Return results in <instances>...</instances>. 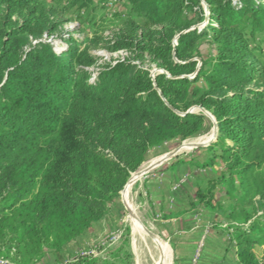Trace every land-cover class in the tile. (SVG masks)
<instances>
[{"label":"trees","instance_id":"obj_1","mask_svg":"<svg viewBox=\"0 0 264 264\" xmlns=\"http://www.w3.org/2000/svg\"><path fill=\"white\" fill-rule=\"evenodd\" d=\"M203 2L206 10L200 0H131L134 17L118 33L69 36L56 52L45 36L61 29L57 9L0 0V259L32 264L59 251L103 216L151 148L198 133L188 85L204 79L196 103L215 119L208 147L226 164L211 187L234 200L240 264H264L253 237L264 232V62L254 65L242 32L264 35V0ZM186 10L207 17L202 33ZM201 34L216 56L196 70L189 53ZM94 49L133 56L100 63ZM142 53L165 72L151 77L134 62ZM66 264L98 263L81 254Z\"/></svg>","mask_w":264,"mask_h":264},{"label":"rangeland","instance_id":"obj_2","mask_svg":"<svg viewBox=\"0 0 264 264\" xmlns=\"http://www.w3.org/2000/svg\"><path fill=\"white\" fill-rule=\"evenodd\" d=\"M42 1L45 5L57 9L60 18L63 20L61 29L57 33L52 36H45L46 41L52 45L56 52H60L66 48L67 44H65V39L69 36L79 40L85 38L91 39L97 35L110 37L112 34L118 33L126 25V22L134 17L131 0ZM200 3L202 8L206 10V5L203 0H200ZM186 13L188 18L193 22L191 28L197 29L202 33L207 23V17H198V15L190 10H186ZM136 21L140 20L136 19ZM242 32L251 49L254 65L263 63L264 35L257 30L254 32L251 31L247 25L242 28ZM81 47H83V45H81ZM92 52L101 57L99 60L100 63L112 62L117 58L122 59L127 56H133V54L125 49L114 52L105 49H94ZM189 56L196 62L195 69L198 70L202 60L208 63L215 58L216 45L210 41L208 35L201 34L194 40ZM134 62L142 68L147 69L151 77L165 72L149 53L138 54ZM205 67L207 68L208 65L206 64ZM91 70L96 71V69ZM194 74L195 73H190L187 77L192 79ZM206 87L207 84L204 79H199L188 85L190 92L189 100L192 101L193 104L187 111L201 115L202 124L199 132L185 139H168L151 148L147 154L146 160L142 164L163 155H167V160L165 159L166 161L164 160V162L156 168L139 176L134 182L130 194L132 207L134 206L132 211L137 216L139 223L145 231L155 234L167 243L171 249V253L173 248L170 241L159 234V227L157 226V222H160V216H165L170 213L169 210L165 211V209H163L162 205L164 204L165 198H161L160 195L158 196L159 191L157 186L158 183L163 181H169L170 183L174 182V178L171 174H168L170 177L165 174V171L169 170L170 167L191 162L196 166L193 174L190 168H186L180 172V177L178 179H188V184H182V187L181 185H175L179 187L178 193L182 192V195H176V197H178L177 199L184 201V203L178 205L177 208L184 210L183 214H185L187 210H189V212H194L192 215L186 214L184 216L183 226L176 231L179 237L196 229H200L204 233L207 231H222L232 242L235 227H240V225L236 224V222L229 217L234 205V200H228L224 195L226 187L221 184L211 187V182H216L220 178L221 173L226 168V164L219 156V148L208 147L217 141L218 133L216 131L217 129H215V119L209 111L196 103L197 98L204 92ZM211 134H214L213 137H215L210 143L198 145L196 147L192 146V148L188 150L183 149L185 143L200 137H207ZM210 162L213 165H211ZM139 169L132 173H137ZM188 175H192L193 178H189ZM153 182L156 183L155 185L157 188L154 189V191H152L153 194L150 195L147 184L149 185ZM124 187L114 195L105 206L102 216L105 218L102 221L106 225L105 231L96 234V240H93L94 242L88 247L89 250L83 254L90 255L97 260L98 264H106V262L113 264H155L158 253L152 238L150 236L133 233L132 222L130 220L132 211L130 210L131 208L126 205V201L123 200L121 194ZM237 195H240L239 190H237ZM187 196L189 198L193 197V200L190 201L189 198L187 199ZM172 197L173 195H169L166 200L169 204H172L173 199V205L175 206V201L177 199ZM253 237L258 238L259 241V243L254 246V252L258 256L264 249V232L258 236L253 235Z\"/></svg>","mask_w":264,"mask_h":264},{"label":"crops","instance_id":"obj_3","mask_svg":"<svg viewBox=\"0 0 264 264\" xmlns=\"http://www.w3.org/2000/svg\"><path fill=\"white\" fill-rule=\"evenodd\" d=\"M159 165L160 164H158V166ZM156 167L157 166L153 168ZM153 168H151V170ZM186 168H190L193 174L196 166L191 162L170 167L169 170L165 171V174H171L174 178V182L170 183L169 181H163L157 185L159 191L158 196L160 195L161 198H165L164 204L162 205L163 209H165V211H170L168 215L160 216V222H157V226L159 227V234L170 241L173 248L171 253V264H240L236 254L235 242H233V240L231 242L222 231H207L204 233L202 230L196 229L180 237L176 234L178 228L183 226L184 216L194 213L187 210L186 213L183 214L184 210L177 208V206L184 203V201L177 199L178 197H176V195H182V192L178 193L179 187L175 185H181L182 187V184H188V179H178L180 177V172ZM188 177L193 178L192 175H188ZM155 184V182L149 185L147 184L150 195H152V191L157 188ZM169 195H173V197L178 200V203L177 200L175 201V206L173 205V197L171 198L172 204L167 202L166 199ZM188 198L187 196V199ZM189 199L192 201L193 197ZM104 219V217H101L99 220L92 222L79 236L71 239L63 245L59 251L45 249L43 255L32 264H66L71 262L76 256L89 250L88 247L96 240V234L105 231L106 225L102 222ZM261 252L262 253L258 254V256L259 258H264V249ZM1 259H3L4 262L0 264H21L12 258Z\"/></svg>","mask_w":264,"mask_h":264},{"label":"bare ground","instance_id":"obj_4","mask_svg":"<svg viewBox=\"0 0 264 264\" xmlns=\"http://www.w3.org/2000/svg\"><path fill=\"white\" fill-rule=\"evenodd\" d=\"M213 135L214 134H211L207 137L204 136V137H200L197 139H193L190 142L185 143L183 146L184 147L183 149L188 150V149H191L192 146H195V145H198L201 143H209L210 141H213V139L215 137V136L213 137ZM166 157H167V155H163V156H159V157H156L154 159H151L149 162L142 164L140 166L141 168L140 167H139L140 169L138 168L139 171L137 173L131 174V177L129 178L128 182L126 183V185H125V187L121 193L123 200L126 201L125 203L128 207L131 208L130 209L131 211H132V209H134L133 208L134 206L132 207V203H131L132 200L130 199V194L132 192L131 190H132V187L134 185V182L138 179L139 176H141L145 172H148L149 170H151V168L158 166V164H161L162 162H164L162 160ZM130 217H131L130 220L132 222V230H133L134 234L135 233H141L143 235L150 236L152 238V241L154 242L155 248L157 249V253H158L155 264H171V249L168 246V244L165 243L163 240H161L155 234H152V233L150 234V233H148L149 231L148 232L145 231L144 228L142 227V225L139 223L137 216L134 214L133 211L131 212Z\"/></svg>","mask_w":264,"mask_h":264},{"label":"water","instance_id":"obj_5","mask_svg":"<svg viewBox=\"0 0 264 264\" xmlns=\"http://www.w3.org/2000/svg\"><path fill=\"white\" fill-rule=\"evenodd\" d=\"M215 129H217L216 125H215ZM216 131H217V130H216ZM215 135H216V134H215ZM210 142H211V141H210ZM210 142H209V143H210ZM206 144H208V143L198 144V145H206ZM198 145H195V147L198 146ZM193 147H194V146H193ZM164 159H167V158H164ZM164 159H163L162 161H164Z\"/></svg>","mask_w":264,"mask_h":264},{"label":"built area","instance_id":"obj_6","mask_svg":"<svg viewBox=\"0 0 264 264\" xmlns=\"http://www.w3.org/2000/svg\"><path fill=\"white\" fill-rule=\"evenodd\" d=\"M2 262H4V260L3 259H0V263H2Z\"/></svg>","mask_w":264,"mask_h":264}]
</instances>
